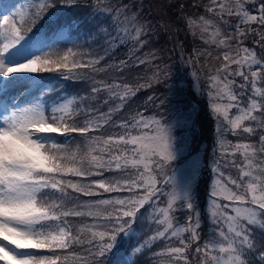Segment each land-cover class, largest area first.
<instances>
[{
	"label": "snow or ice",
	"instance_id": "1",
	"mask_svg": "<svg viewBox=\"0 0 264 264\" xmlns=\"http://www.w3.org/2000/svg\"><path fill=\"white\" fill-rule=\"evenodd\" d=\"M55 6L25 0L13 12L15 4L0 2V264H140L141 257L145 264H264V0H207L196 5L203 14L184 17L207 46L197 55L214 62L202 66L201 95L215 124L206 207L194 190L199 158L173 167L187 150V138L178 141L175 129L187 128L191 113L170 104L167 123L140 112L114 119L135 94L123 82L126 61L113 68L120 80L92 77L93 102L99 93H107L105 105L120 102L107 111L82 108L84 97L53 100L55 78L41 73L69 79L80 77L73 69L105 71L97 67L104 57L54 47L65 33L49 38L24 30ZM89 17L83 20L90 37L135 49L148 42L150 29L135 14L105 0ZM249 38L252 47L244 43ZM149 59L155 53L138 64ZM155 67L148 87L163 82ZM191 75L199 90V76ZM170 76L163 72L165 80ZM168 91L174 97L175 84Z\"/></svg>",
	"mask_w": 264,
	"mask_h": 264
},
{
	"label": "trees",
	"instance_id": "2",
	"mask_svg": "<svg viewBox=\"0 0 264 264\" xmlns=\"http://www.w3.org/2000/svg\"><path fill=\"white\" fill-rule=\"evenodd\" d=\"M2 1L9 7L15 4L16 8H12L13 12L17 11V9L25 3V0ZM132 1L133 0H105V2L112 8H119L120 5L123 6V4ZM54 2L56 5L55 8L46 10V12L51 13L50 15H44L34 26L28 21L24 25V30L28 27H32L33 32L42 36L46 35L49 38H57L56 34L59 32L65 33L67 39L54 45V47H58L61 50L73 47L74 50H79L81 53L86 54L85 59L104 57L97 67L105 69V71L94 73L91 69H73L72 71L74 73H80V77H72L69 79H61L56 73H41L40 75L46 80H53V78H55V91L51 94L53 100L57 98V94L69 98L84 97L86 99L80 104L82 108L87 109L96 107L103 111H107L108 107L114 106L120 102L115 100L111 101L109 105H105L103 99L107 98V93L97 94L95 102H93V98L89 96L92 77H94L96 81L105 82H111L114 79L120 80L121 74L113 71V68L114 66L119 65L121 61H126L128 63V68L123 73V82L131 85L135 94L129 96L124 104L123 110L114 114V119L118 122L120 119H126L135 115L137 112H140L145 116H155L157 118L163 117L164 122L166 118H169L170 121L172 116L170 115L169 104L172 103V100L166 95L168 88L164 86V82L159 84L152 83L151 87L147 86L151 83L150 78L156 70V65H159L162 71L166 64L174 61L172 54L173 47L171 48L170 46L171 39L170 37H167L166 33L161 29V23L163 24V20L166 18L157 16L149 9L144 10V13L148 12L147 14H140V12L134 13V11L133 13L139 18V22L145 24L146 27L150 29L149 34L146 37L148 41L147 44L143 48L135 49L130 43L116 42L109 44L103 35H93L91 37L88 35L89 26L84 22L83 18L89 17L90 13H95L98 0H54ZM173 6L178 8L177 3H174ZM193 8L197 11L200 10V7H196V5L193 6ZM101 19H103V17H101ZM182 29L184 43L181 44V46L180 44L178 45L180 49L177 50L175 55V57H177V68L173 67L171 72H175V76L177 74V78L183 80V84L179 87L182 91V93H179V95L181 94L182 96L181 99L185 101L197 100L199 102L200 111L197 115L198 122L192 120V124H190V129L193 132L190 141L192 144L189 148L187 147V150L182 157L184 162L177 166L185 164L186 161H190L196 151H203L207 154L214 144L215 139V124L208 110L207 97L201 95V91L206 89L203 74L205 69L202 66L214 62L210 61V58L206 56L197 55V50L203 51L207 46L203 44L202 40L191 36L192 34L186 27L185 19H183ZM165 38L167 39L166 43L163 41ZM244 43L249 47L254 45L252 38L245 40ZM194 50L196 51V55L190 53V51ZM257 51L259 52L260 49L257 48ZM149 53H155L157 59L155 61L149 59V63L139 65L138 59H145ZM88 54H90V56ZM181 57L185 60L191 58V64L184 65L181 61ZM192 72H195L197 76H199V90L195 87L196 78L194 77L193 80L191 77H187V74L190 75ZM140 85L145 86L140 87ZM137 88L138 90H136ZM149 97H153V99L149 100ZM161 100H164L165 103L159 108L155 107V105L160 104ZM51 102L52 101L50 100L49 103ZM182 111L186 112L188 109H182ZM183 129L179 130V128H176V136ZM227 138L233 141L236 139L232 136H228ZM202 166L203 168L200 170V173L205 168L204 165ZM204 174L207 175L206 169ZM83 199L91 198L85 197ZM177 215L181 216L179 212ZM183 221L184 217L181 216V222ZM133 227H136V225H133ZM207 227V223L204 222L201 231L205 234L207 233ZM203 239L204 236L202 235L201 242H203ZM160 247H163L162 243L160 244ZM124 251L130 252L131 249L122 250L121 256L116 259L125 258ZM126 258L135 259L130 255ZM146 260L147 257H141L140 264H145Z\"/></svg>",
	"mask_w": 264,
	"mask_h": 264
},
{
	"label": "rangeland",
	"instance_id": "3",
	"mask_svg": "<svg viewBox=\"0 0 264 264\" xmlns=\"http://www.w3.org/2000/svg\"><path fill=\"white\" fill-rule=\"evenodd\" d=\"M0 2L3 3L2 0ZM174 3H177V7L175 8L173 5ZM200 3H207V0H133L130 3H125L123 6H119V9L125 10L126 14L131 16L134 13L140 12V14H147L148 12L144 13L145 9L152 10L154 14L157 16L164 17L166 19L163 20V24L161 23V29L166 33L167 37H170L171 43L170 46L171 48L173 47L172 54L174 57V61H171L170 63L166 64L167 68L164 67V69L161 71V79H163L164 86L168 88V85L170 84H175L176 86V95L174 97L170 96L169 91L167 90L166 95H168L172 103H170L172 106H178L181 110L182 109H188L185 113H191L192 115V120L197 121V115L198 112L200 111L199 107V102L196 101H185L181 99V94L182 93L181 89L179 88L180 85L183 84V80L181 78H177V74L175 76V72H171V69L177 68V57H175L177 50L180 49L178 46L180 44H183V19L185 16H199L203 14L204 10L202 7H200V10H196L193 8V6L200 4ZM5 5V3H3ZM135 11V12H134ZM134 12V13H133ZM156 25V23H155ZM193 38L194 36L191 35ZM196 39H199L196 37ZM164 43L167 42V39H163ZM177 43V45H176ZM190 44V43H189ZM191 54L196 55V51H190ZM218 66V65H217ZM171 72V76L169 79H164L163 77V72L164 71H169ZM176 77V78H175ZM186 77V76H184ZM188 78H192L194 80V76L187 74ZM195 100V99H194ZM169 104V106H170ZM165 122H169V118L165 119ZM192 124V122H191ZM182 128H179V130ZM176 135V133H175ZM193 132L190 129V125L187 128H184L180 133H178L177 138L179 141V138L181 137H186L187 138V147L192 144L191 139H192ZM214 144L212 145L211 149L208 151L206 154L203 151H196L195 154L193 155V158H199L201 161V164L205 166V168L202 170V172L199 174L196 184H195V196L198 200L199 205L202 206H207L208 202L207 199L209 197V189H210V184L213 178V173L211 171L212 167V161L214 159L213 156V149ZM192 158V159H193ZM191 159V160H192ZM190 160V161H191ZM184 160H182V157L180 160L174 162L173 167L177 166L180 163H183ZM189 162L186 161L185 164ZM203 166L201 167V169ZM205 169L207 170V175L205 173ZM226 172L230 171L233 175H235V171L228 169L225 170Z\"/></svg>",
	"mask_w": 264,
	"mask_h": 264
}]
</instances>
